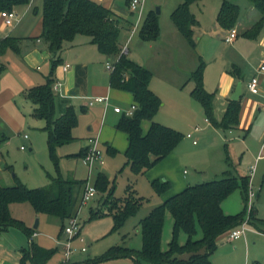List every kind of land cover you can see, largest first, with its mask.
Returning a JSON list of instances; mask_svg holds the SVG:
<instances>
[{
	"label": "rangeland",
	"instance_id": "rangeland-1",
	"mask_svg": "<svg viewBox=\"0 0 264 264\" xmlns=\"http://www.w3.org/2000/svg\"><path fill=\"white\" fill-rule=\"evenodd\" d=\"M140 1L144 3L141 13L131 11L126 0H117L122 8L119 16L123 19L128 18L132 24L131 30L124 29L120 33L122 53L152 72L150 88L159 95L162 102L154 121L183 134L174 161L170 160L157 166L159 162L142 173H135L131 169L125 156L127 135L116 129L122 113H116L113 107L118 106L123 111H129L134 104L133 95L115 88L110 90L112 71L106 68V64L115 62L116 57L108 58L102 55L95 45L88 42V36L77 35L72 45L65 46L68 51L70 49L68 60L76 59L92 66L91 74H86L82 78L83 84L88 88L86 98L105 95L109 91L111 106L106 111L99 105L85 109L83 103L86 99L66 96L61 93V89L53 90L55 119L61 118L69 107L74 108L78 119L77 125L72 129L74 139L57 146L54 151L55 158L52 157L47 142L48 133L45 128L47 122L44 118H37L34 115L36 105L25 96V91L29 88L45 83V77L52 70L51 60L37 61L35 65L25 61L26 50L34 48V44L28 40L18 44V51L8 48L0 54V184L12 186L20 182L32 189L49 184L52 177L61 176L65 180H87L91 185H95L96 177L102 174L106 177L109 190H113L115 197L124 198L130 188L135 191L136 197L143 198V203L137 212L130 216L121 228L115 230L114 218L108 214L109 204L113 200L107 195L109 192L98 191L91 202L80 208L81 199H78L75 190L73 212L79 211L80 233L71 239L64 230L65 227L70 226V219L61 220L48 214L37 213L30 202L16 203L17 219L35 234L29 240V236L23 230L12 227L10 231L13 234H10V237L20 238V242L23 240L33 242L50 250L57 249L50 259L40 264H66L63 260L69 241L72 249V264H138L137 260L131 257L97 263H94V260L105 254L112 246L120 245L141 250L140 221L166 199L184 190L182 183L190 186L221 178L224 170H230L233 175L239 177L255 162V159L249 156H244L239 162L237 158L242 155L239 151L242 146L233 139L237 134L215 127L202 103L191 94L194 82L189 78L198 65L200 63L204 65L205 87L207 56L216 52L218 58L216 63H219V58L230 50V44L225 42L226 33L217 23L218 12L224 0H199L190 5V10L197 21L192 28L195 46L191 45L180 32L172 18L173 12L184 0ZM227 1L240 7L241 16L246 21L249 10L246 0ZM42 5V0H38L29 17L16 27V24L13 26L15 35H24L32 25H36L42 14ZM35 9H37L36 14ZM158 9L160 37L156 41H146L140 31L149 13L157 12ZM21 10L22 8L18 9L19 13H22ZM38 47L44 50L43 44L39 43ZM125 50L127 52H124ZM61 63L54 70V74L59 73ZM37 66L40 67L39 70L36 69ZM215 102L213 118L219 122L227 103L224 99H217ZM150 124V120L142 122L145 133ZM90 126L93 128L92 133L89 132ZM189 133L194 134V138L199 142L198 145H194L192 139L186 137ZM25 134L29 137L27 141L22 137ZM97 134L99 148L102 151V162H96L94 168L90 169L77 154L89 143V138ZM112 142L113 146L110 145ZM22 145L26 146V150H21ZM109 145L113 151L108 149ZM230 154L233 159L228 162ZM154 180H167L170 188L165 193L159 194L152 186ZM252 190L255 192V197L251 199V204L242 188L235 190L222 203L226 214L242 213L243 222L248 221L249 224L245 234L240 238L231 240L225 235L218 241V247L211 255L212 264H264V225L257 221V225L254 226L250 221L252 207L258 209L256 216L264 220V192L258 196L256 187ZM108 198L110 202L107 201ZM92 212L97 213L98 216L92 217ZM37 220L39 225L34 229ZM62 227L64 229L61 233ZM173 227V217L167 209L161 242L163 251L169 248ZM201 237L202 230L198 224L196 238ZM178 241L180 244L187 241L184 231L180 232ZM84 247L85 252L82 251ZM23 264L34 263L31 259H27Z\"/></svg>",
	"mask_w": 264,
	"mask_h": 264
},
{
	"label": "trees",
	"instance_id": "trees-1",
	"mask_svg": "<svg viewBox=\"0 0 264 264\" xmlns=\"http://www.w3.org/2000/svg\"><path fill=\"white\" fill-rule=\"evenodd\" d=\"M197 1L199 0H184L172 14L175 25L193 46L195 41L192 37V28L197 21L190 10V5ZM246 1L259 11L260 17L241 35L255 38L264 26V0ZM29 3L30 0H0V11H12L17 6ZM240 12L239 6L224 0L218 12L217 23L223 29L231 30L235 28ZM42 18L43 31L40 37L48 45L52 70L45 77L44 84L29 88L25 91V96L36 105L34 115L37 118H44L47 122L45 128L52 157L55 158L54 151L57 146L74 139L72 129L78 122L73 107H69L61 118L55 119L53 91L54 70L62 62L60 53L64 45L72 42L77 35L88 36L101 54L116 57V61L113 62L110 86L133 95L134 104L137 105L136 110L130 116L123 113L116 124V129L128 136L129 143L125 156L131 169L135 173H142L173 153L182 142L183 134L154 121L162 102L159 95L150 88L152 72L122 53L120 33L124 29L130 30L132 24L94 0H43ZM140 34L146 41L159 39L160 30L156 12L149 13ZM18 42L19 38L16 37L0 39V54L8 48L18 51ZM236 70L233 68V72ZM189 79L194 82L192 96L202 103L215 127L228 129L238 123L239 101H230L221 121L218 122L213 118L214 95L207 92L204 87L203 63L198 65ZM144 120L151 121L146 133L142 128ZM108 149L113 151L111 146H108ZM86 150H81L77 156L83 157ZM227 161H230L229 157ZM86 183L87 180H65L58 176L52 177L49 184L32 189L20 182L12 186L0 184V231L17 227L29 237L32 236L33 230L12 216L10 212L12 203L30 202L37 213L48 214L61 220L76 216L78 211L73 212L75 190L84 191ZM249 184V176L237 177L230 170H226L221 178L187 186L155 207L140 221L141 250L120 245L112 246L105 254L95 259L94 263L131 257L136 259L138 264H212L211 255L217 249L218 241L244 220L242 213L226 214L222 203L238 188H242L248 199ZM95 186L101 193L108 191L109 198H113L111 202L109 198L107 201L110 202L108 214L114 218L115 230L121 228L143 203V198L136 197L135 191L130 188L124 198L115 197L113 190H109L106 177L102 174L96 177ZM152 186L157 193L163 194L170 188V183L167 180H154ZM167 209L173 217L174 227L169 248L163 251L161 242ZM94 216L98 215L92 212V217ZM250 221L254 226L257 225V221L264 225V220L257 218L254 207L250 210ZM198 224L202 230L201 238H196ZM181 231L187 235V241L184 244L178 241ZM56 250L46 249L31 242L30 248L23 250L22 262L31 259L34 264H40L50 259Z\"/></svg>",
	"mask_w": 264,
	"mask_h": 264
},
{
	"label": "crops",
	"instance_id": "crops-1",
	"mask_svg": "<svg viewBox=\"0 0 264 264\" xmlns=\"http://www.w3.org/2000/svg\"><path fill=\"white\" fill-rule=\"evenodd\" d=\"M37 1L38 0H30L29 4L17 6L16 9H14V11L18 15V21L16 22L15 27L19 25L21 22H23L25 18L29 17V13L31 12L32 8L34 7ZM94 1L101 3L102 5H104L105 7L109 8L114 13H116L118 16L120 15L119 12L122 11V8L118 5L117 0H94ZM131 2L132 0H126V3L128 4V7L130 9H131ZM21 8H22L21 10L22 13H19L18 9H21ZM36 8L38 7L36 6ZM35 10H36L35 11V14H36L37 9ZM131 11L133 10L131 9ZM259 17H260L259 11L250 4H249V10H248V14L246 17V21L243 20L241 16V12H240L238 22L235 26V29L238 31V35L232 42H227L231 46L228 53L226 55H223V57L219 58L220 59L219 63H216L218 60V58H216V55H217L216 52H212L209 54V56H207V82L205 81V87H206L207 92L214 95V100H213L214 105L216 104L215 100L217 99L219 100L224 99L227 103L224 110H222V116L220 118V121L222 120L230 101H233L231 97L233 96L237 88V85L241 83V97L238 100L240 103L238 123L228 129H223V130H227L229 131V133H234L235 135L237 134L236 136H234L233 139L236 142H239L242 146L241 150H239L242 155L241 157L237 158L239 162L241 161V158H243L244 156H249L251 157V159L253 158L255 159V162L252 165H256V170L250 180L252 183L251 184L252 189L256 187L258 196L264 192V150L262 149V143L264 141V112H263L264 73H260V74L258 73L259 65L264 60V26L260 34L255 38H248V37L242 36L241 33L251 28L252 25L259 19ZM39 19L40 20L36 23V25L35 24L32 25L31 29L28 30L26 34L24 35L16 34L15 35L14 33L16 31H14V27L6 26L4 19L2 15L0 14V39L10 36V37L19 38L18 44H21L22 41H25V40H28V42H32L34 44V48L32 50L27 49L24 55V60L28 61L30 65L32 64L35 65L37 61L43 62L49 59L51 60V54L48 51V45L40 37L43 31L42 14ZM126 20H128V18H126ZM240 27H242L241 30H240ZM131 29H132V26H131ZM221 30L224 33H226L225 35V39H226V37L229 34V30H226L223 28H221ZM72 42L66 43L64 45V48L62 52L60 53V56L62 59L61 69L59 70L58 74H54V78H55V82L56 81L61 82L62 85L60 89H61V93H64V95L76 96V97H81L83 99H86V101L83 103V107L87 109V108H90L89 106H87L88 100L92 97L89 96V98H86L88 97V88L86 87V85L83 84L82 78L85 77L86 74H91L90 70L92 66L89 65L88 63L80 62L76 59H73L70 61L68 60L70 59V57H68L70 53V49L68 51V48H66L65 46L69 44L72 45ZM88 42L91 45H94L91 43L90 38H88ZM39 43L43 44L44 46L43 51L38 47ZM65 63H69L71 65V68L67 72H65L62 68V66ZM108 63L109 62H107V64ZM107 64H106V68H107ZM233 68L237 69L236 72H233ZM36 69L39 70L40 67L37 66ZM255 75L259 76V82H260L259 93L251 94L248 91L247 85L250 79L254 77ZM109 88L110 90H112L110 86ZM108 92L105 95L103 94L99 96H109L110 97ZM110 102H111V98H110ZM97 105L102 106L105 111L111 106L110 104L109 107L105 108L103 105H100V104H97ZM206 121L208 124H210L208 119H206ZM220 129L222 128H219V130ZM92 130L93 128L90 126L89 132L92 133ZM116 136L117 135H115V137ZM192 136H193L192 138H188L186 135L188 139H192L193 144H194L193 141L196 140L197 143L194 145H198L199 142L196 138H194V134H192ZM22 137L25 141H27L29 138L28 137L27 139H25L24 135ZM94 137H98V134ZM94 137L92 136L91 138H94ZM126 137H127V140L125 142L126 143L125 148L127 149L129 141H128V136ZM89 144L90 143H88L84 148H82V150H85L89 146ZM110 145L113 146L114 145L113 142ZM227 149H228V145H227ZM176 151H177V148L167 158L163 159L157 166H159L160 164L163 165L165 164V162L167 163L170 160L174 161V159H176L177 157ZM228 157L230 158V160L233 159V156H231V154L228 155ZM249 167L246 169L247 171H245L244 174L242 175L240 174V176L250 177ZM235 170H237V168ZM225 171L226 170L222 172V176ZM215 179H218V178H215ZM187 186L189 185L182 183V187L186 188ZM76 192L78 193V199H81L82 194H83L82 189L77 190ZM15 208H16V203H12L10 205V212L12 216L17 219ZM255 210L258 211L257 208H255ZM257 214L259 213L257 212ZM10 228L0 231V264H23L22 262L23 257H24L23 250L29 249L30 248L29 245H31V243H29V241L25 242L24 240L20 242V238H17V239L13 237L11 238L10 234L12 235L13 233L12 231H10ZM62 232H63V229L61 233ZM34 234L35 233L32 232V235ZM31 237H29V240H31ZM40 247L46 248L44 246H40ZM63 261L66 264H72L71 259L68 263L66 262V252H65V258Z\"/></svg>",
	"mask_w": 264,
	"mask_h": 264
},
{
	"label": "built area",
	"instance_id": "built-area-1",
	"mask_svg": "<svg viewBox=\"0 0 264 264\" xmlns=\"http://www.w3.org/2000/svg\"><path fill=\"white\" fill-rule=\"evenodd\" d=\"M143 2H141L140 0H132L131 2V9L133 11H139V13L142 12V8H143ZM1 15L5 21L6 26L8 27H13L16 22L18 21V15L17 13L12 10V11H2ZM238 35V31L233 28L231 30H229V34L226 37L225 41L226 42H232ZM124 52H127V50H125ZM63 70L65 72H67L70 68L71 65L69 63H65L62 66ZM107 68L109 70H113L114 66H113V62L112 63H108L107 64ZM258 73H264V60L262 61V63L259 65L258 68ZM61 82L56 81L53 85V89L55 91H60V87H61ZM248 91L251 94H258L259 93V88H260V82H259V76L255 75L254 77H252L250 79V81L248 82L247 85ZM97 104L103 105L105 108L109 107L111 102H110V97L109 96H97V97H92L88 100L87 106L92 107L95 106ZM137 105L136 104H132L131 109L129 111H123L120 107L118 106H114V111L116 113H124L126 115H132L134 113V111L136 110ZM263 112H264V108H263ZM188 138H192V134L189 133L187 134ZM24 138L27 139L28 135H24ZM194 144L197 143L196 140L193 141ZM89 146L86 148V153L82 158L83 163L86 166H89L90 169L94 168V164L96 162H102V151L99 148V139L98 137H94V138H90L89 140ZM21 149H26L25 145L21 146ZM262 149L264 150V141L262 143ZM256 170V165H251L249 167V172H250V179L252 177V175L255 173ZM98 190L96 188L95 185H91L88 181L86 183V186L84 188L83 194H82V198H81V206L80 208L85 205L88 204L89 202H91L94 197L96 196ZM255 197V192L252 190L251 188V180H250V185H249V192H248V200L249 203L251 204V199ZM252 208H250L251 210ZM248 220V219H247ZM248 221H244L241 226H238L236 228H234L233 230H231L227 235L229 236V238L232 239H238L241 236H243L248 228ZM79 225V220H78V214L72 218H70V226L65 227V232L66 234H68V236L71 238H74L76 236H78V234L80 233V228L78 227ZM82 251H86V248L84 247L82 249ZM71 254H72V249H71V244L70 241L67 243L66 245V262L68 263L71 259Z\"/></svg>",
	"mask_w": 264,
	"mask_h": 264
},
{
	"label": "water",
	"instance_id": "water-1",
	"mask_svg": "<svg viewBox=\"0 0 264 264\" xmlns=\"http://www.w3.org/2000/svg\"><path fill=\"white\" fill-rule=\"evenodd\" d=\"M156 13H157V14L159 13V9L157 10ZM240 97H241V83H239V84L237 85V88H236V90H235L233 96L231 97V99H232L233 101H238V100L240 99ZM38 223H39V221L37 220V221H36V224H35V226H34L35 229H37V227H38Z\"/></svg>",
	"mask_w": 264,
	"mask_h": 264
}]
</instances>
